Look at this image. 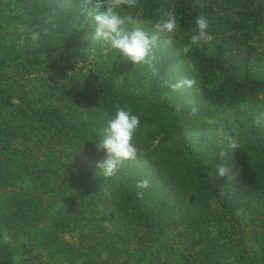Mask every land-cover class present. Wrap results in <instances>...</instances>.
Here are the masks:
<instances>
[{"label": "trees", "instance_id": "1", "mask_svg": "<svg viewBox=\"0 0 264 264\" xmlns=\"http://www.w3.org/2000/svg\"><path fill=\"white\" fill-rule=\"evenodd\" d=\"M81 1L87 7L78 11ZM94 3L0 0V264H17L5 237L18 239L43 216L53 223L40 230L42 250L70 264H152L175 247L176 264H264V233L250 234L264 214V124L258 129L251 118L242 132L215 134L211 143L196 136L216 116L251 103L264 108L257 67L264 0H136L127 10L134 18L156 23L169 10L178 18L168 43L157 39L143 65L94 43ZM199 16L209 21V38L196 47L190 36ZM21 25L37 45L23 60L19 42L4 34ZM40 55L80 77L35 96L18 92L12 67H36ZM184 88L193 91L186 103ZM117 107L140 117L133 143L152 165L125 161L105 178L97 164L106 153L96 142ZM41 140L55 141L59 152L43 151ZM37 189L78 193L82 210H47ZM72 232L75 241L66 238Z\"/></svg>", "mask_w": 264, "mask_h": 264}, {"label": "rangeland", "instance_id": "2", "mask_svg": "<svg viewBox=\"0 0 264 264\" xmlns=\"http://www.w3.org/2000/svg\"><path fill=\"white\" fill-rule=\"evenodd\" d=\"M87 3L88 2L81 1V7L79 8L77 5V10L80 11L85 4L86 6L82 10L86 9ZM135 20L137 26L142 27L149 36H157V39H164L162 42L163 44H167L168 39L170 40V35L158 34L155 31L153 27L155 23H153L152 21L143 20L141 18H135ZM130 27L131 26H129V28ZM81 28L82 27H80L79 29ZM4 34L9 37V41L15 40L19 42L18 52L20 53L19 57L22 60L26 56H29L31 48L37 47V45H35V35H32L31 37L29 36L32 34V32H29L28 26L21 25L18 26L16 30H13V32H11L10 34L9 32H5ZM26 35H28L27 38ZM29 38L32 39V42L29 41ZM94 43H96V41ZM98 44L99 43L97 42V45ZM104 50L106 51V48ZM180 55L181 59L185 62V57L181 53ZM45 61H48L49 63H42ZM37 63L38 64L36 67H31L30 65L20 68L12 67L13 71L10 73L9 82H12L14 84L13 86L15 90H17L18 92H21L22 90H30V95L35 96L37 90H46L49 87L54 86L55 84L64 86V84H67L68 79L72 76L80 77V72L77 68L69 69V67L65 68L63 67V65H52L51 59L47 58L46 55H40ZM257 67L259 75L264 77V62ZM192 94L193 91L191 88H184L180 95V98H182V103L188 102ZM251 118H253L254 120V125L259 129L260 126L264 124V108L251 103L248 106H242L236 112L216 116V118L210 119V121L203 126L204 128L196 133V136L198 134L197 139L199 140L200 138H203L208 143H211L212 137L215 134H221L222 132L228 134H236V132H242L238 129V126L240 124H244L245 121ZM251 124L252 123H248V126H251ZM40 142L42 143L41 148L43 151L51 149L55 152H59L60 147L56 144L55 141L48 143L50 145L47 146L43 142V140H41ZM40 157L43 158L44 156L40 155ZM132 161L139 168H148L152 165V161L146 156L136 155L135 159H133ZM37 193L41 194V203L47 210H52L55 213L61 211L65 215L71 214L74 216H76L82 210L80 200L78 199V193L61 194L59 191L54 193H44V190L42 189H37L35 191V194ZM260 206L264 211V202L260 203ZM252 216L253 215H249V218H251ZM258 216H260V219L256 220V223L257 230L259 232L250 229V234H253V236L256 238L263 236L262 234H260V232L264 233V225L262 224V222H264V214L259 213ZM52 223V217L43 216L42 219L36 223V225L30 226L23 233H20L18 239L12 240L10 237H5L11 242V247L13 249L17 264H70L67 263V261L52 259L50 256H47V254L42 250L43 242L41 240L40 230L43 228H49ZM180 230L183 231L184 227L180 226L178 231ZM66 238L73 241L77 240V232H72L71 234L68 233ZM183 243V241L179 243L181 245V248L184 245L188 244ZM175 252H177L176 247L170 253L158 252V254L153 257L151 262L152 264H176V261L174 263L171 261L172 259L177 258V254ZM76 264L83 263L79 261Z\"/></svg>", "mask_w": 264, "mask_h": 264}, {"label": "clouds", "instance_id": "3", "mask_svg": "<svg viewBox=\"0 0 264 264\" xmlns=\"http://www.w3.org/2000/svg\"><path fill=\"white\" fill-rule=\"evenodd\" d=\"M92 7L95 26L91 39L116 51L133 65L147 63L157 36H149L127 11L137 7L136 0H95ZM209 26L205 16L196 18L190 36L192 46L199 47L208 40ZM153 27L158 34H174L178 18L173 11H165ZM139 126L140 117L124 107H117L107 119L102 138L96 142V150L106 153L97 164L102 177L115 176L123 162L135 159L137 149L133 140ZM218 172L224 176L226 166L221 165ZM137 187H146V182H138Z\"/></svg>", "mask_w": 264, "mask_h": 264}]
</instances>
